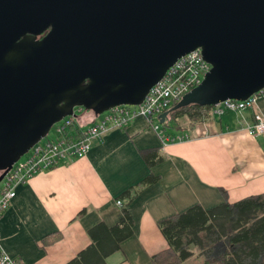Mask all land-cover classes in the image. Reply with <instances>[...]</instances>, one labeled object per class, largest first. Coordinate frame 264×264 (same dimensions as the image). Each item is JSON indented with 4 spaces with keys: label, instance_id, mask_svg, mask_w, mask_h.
<instances>
[{
    "label": "water",
    "instance_id": "95a60500",
    "mask_svg": "<svg viewBox=\"0 0 264 264\" xmlns=\"http://www.w3.org/2000/svg\"><path fill=\"white\" fill-rule=\"evenodd\" d=\"M197 49L212 68L186 98L264 88V0H0V183L74 108L140 104Z\"/></svg>",
    "mask_w": 264,
    "mask_h": 264
},
{
    "label": "crops",
    "instance_id": "0c3cea01",
    "mask_svg": "<svg viewBox=\"0 0 264 264\" xmlns=\"http://www.w3.org/2000/svg\"><path fill=\"white\" fill-rule=\"evenodd\" d=\"M257 113L264 115V96L253 109L210 113L205 120L166 131L173 137L189 135L181 141L163 142L142 116L125 129L108 131L91 142L85 156L16 187L0 217V252L22 264H66L90 245V228L119 222L128 203L121 198L124 192L154 174L157 183L128 205L134 234L107 258L108 264H152L153 256L168 248L160 220L197 204L209 209L264 191V135L253 137L247 131ZM94 115L84 113L79 120L88 127ZM153 148L165 159L150 167L142 150ZM200 259L187 264H201Z\"/></svg>",
    "mask_w": 264,
    "mask_h": 264
},
{
    "label": "trees",
    "instance_id": "16d2710c",
    "mask_svg": "<svg viewBox=\"0 0 264 264\" xmlns=\"http://www.w3.org/2000/svg\"><path fill=\"white\" fill-rule=\"evenodd\" d=\"M211 108V105L200 104L193 96L184 97L163 125L183 129L188 123L205 120ZM91 113L97 115L94 110ZM66 133L70 138L81 137L73 126ZM142 154L150 167L165 159L158 148L142 150ZM158 180V176L150 174L125 191L121 198H127L128 203L123 207L119 222L113 226L99 222L90 228V245L66 264H108L107 258L134 234L129 203ZM223 193L226 195L225 191ZM158 225L168 248L154 255L152 264H187L194 257L202 258L201 264H264V191L235 202L226 200L209 209L197 204L160 220Z\"/></svg>",
    "mask_w": 264,
    "mask_h": 264
},
{
    "label": "built area",
    "instance_id": "2783aa9c",
    "mask_svg": "<svg viewBox=\"0 0 264 264\" xmlns=\"http://www.w3.org/2000/svg\"><path fill=\"white\" fill-rule=\"evenodd\" d=\"M212 65L207 62L201 49L194 50L180 57L137 105H116L109 110L95 115V120L88 127L81 124L79 118L68 115L53 124L49 132L23 155L4 176L0 190V217L7 211L16 196V187L27 182L31 177L53 169L71 159L85 156L94 139H100L110 130L125 129L135 118L145 117L148 125L159 133L163 142L181 141L189 138L188 134L171 136L163 128V121L172 109L189 93L203 82ZM264 96V88L245 100L228 99L212 106L210 113L221 116L226 112H239L253 109L257 100ZM75 110V108H74ZM83 110V109H81ZM86 110V109H85ZM75 127L81 137H72L66 131ZM53 136H50L52 133ZM253 137L264 135V115L257 113L252 124L247 126ZM117 204L124 206L122 199ZM0 264H22L7 252H0Z\"/></svg>",
    "mask_w": 264,
    "mask_h": 264
},
{
    "label": "rangeland",
    "instance_id": "374dc122",
    "mask_svg": "<svg viewBox=\"0 0 264 264\" xmlns=\"http://www.w3.org/2000/svg\"><path fill=\"white\" fill-rule=\"evenodd\" d=\"M88 112H93V110H85V109H83V110H81L79 107H77V108H75V110H74V115L77 117H80V116H82L84 113H88ZM163 128L166 130V131H168L169 130V127H165V125L163 126ZM51 133H52V131H51ZM50 136H53V133L50 135ZM201 260V262H202V258L200 259Z\"/></svg>",
    "mask_w": 264,
    "mask_h": 264
},
{
    "label": "flooded vegetation",
    "instance_id": "af4514ba",
    "mask_svg": "<svg viewBox=\"0 0 264 264\" xmlns=\"http://www.w3.org/2000/svg\"><path fill=\"white\" fill-rule=\"evenodd\" d=\"M45 34H46V32H45ZM45 34H44V35H45ZM44 35H39V36H37V37H36V40L41 39Z\"/></svg>",
    "mask_w": 264,
    "mask_h": 264
}]
</instances>
